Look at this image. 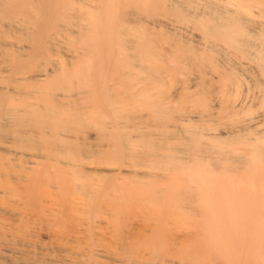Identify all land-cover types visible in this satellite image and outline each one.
<instances>
[{
	"label": "bare ground",
	"instance_id": "obj_1",
	"mask_svg": "<svg viewBox=\"0 0 264 264\" xmlns=\"http://www.w3.org/2000/svg\"><path fill=\"white\" fill-rule=\"evenodd\" d=\"M262 207L264 0H0V264H264Z\"/></svg>",
	"mask_w": 264,
	"mask_h": 264
},
{
	"label": "rangeland",
	"instance_id": "obj_2",
	"mask_svg": "<svg viewBox=\"0 0 264 264\" xmlns=\"http://www.w3.org/2000/svg\"><path fill=\"white\" fill-rule=\"evenodd\" d=\"M256 14V17H258L257 19H259V16H258V14L257 13H255ZM255 14H254V16H255ZM253 16V19L254 18H256V17H254ZM171 17L170 16H167V17H159L158 18V20L157 21H161L162 22V24L163 23H165V21L166 22H168V23H166V24H170L168 27L167 26H165V27H167V28H170V29H172V27L174 28V27H178V28H181L182 29V33L184 34V35H188L191 39H193V40H198V33L196 32V31H193L192 29H190V28H186V27H184V25H180V24H172L170 21H168V19H170ZM257 19H255V20H257ZM164 22H163V21ZM258 21V20H257ZM152 26H151V25ZM150 24L148 25L149 27H153L154 25L152 24V22H150ZM154 24H157V23H154ZM165 25V24H164ZM155 27H158V25H155ZM155 29H157V28H155ZM184 29V30H183ZM186 30V31H185ZM188 31V32H187ZM191 36H193V37H191ZM45 69H50V67H46ZM178 87H179V85H177L176 86V88L175 89H178ZM172 92L174 93V90L172 89ZM145 114V113H144ZM137 115H139V116H141V115H143V114H137ZM188 114H184V116H187ZM193 117H195V115H193ZM146 120H148V118H146V119H139L138 121H146ZM135 122H137V121H135ZM159 137H161V134L158 132V133H156ZM24 160H26V161H28V162H33V161H38V162H40V164H43V165H46L47 163L48 164H51V165H53L54 163L53 162H49V161H47V160H43V159H37L36 157H32V156H27V155H24V156H21ZM57 166V168H61V169H65V170H67L66 168H65V166H63V165H61V164H58V165H56ZM94 166H88V168H93ZM122 170L125 172V171H127V172H125V173H123V175L121 176V178H123V181L125 182V181H127L128 182V180H130V178H133L134 177V175L133 174H129L131 171H133L132 169H130V168H128V167H122ZM138 173H148V172H150L149 171V169H147V168H145V167H140V168H137V169H135ZM242 171V172H241ZM129 172V173H128ZM239 172V171H238ZM240 172H241V174L243 173H245V170H240ZM239 172V173H240ZM114 173V172H113ZM113 173H111V177H112V175H114ZM128 173V174H127ZM159 177L157 178V179H154L155 181H159L160 183H159V185L160 186H165L166 184H168V180H169V178H168V176H166V174H164V173H159ZM109 176H110V174H109ZM142 178V176L141 177H138V179H141ZM145 180H147V181H151V179H145ZM178 185H180V183L178 184ZM246 186V185H245ZM247 187V186H246ZM246 187H244V188H246ZM241 191H243V193H244V190H241ZM246 192V194H244L245 196L247 195L248 197H250L249 196V194L247 193V191H245ZM241 193V192H240ZM243 193H241V195H243ZM250 199V198H249ZM246 200V199H245ZM153 211H155V209L153 208V207H149V206H146V205H143V204H141V203H139V204H136L135 206H133V208L130 210V211H128V213H127V223H136V225H137V227L136 228H138L139 226L138 225H140V227L137 229V231L139 232L140 231V233H144L145 234V231H146V233H148V232H150V228H151V224H148V223H144V222H142V220H148L150 217H151V215H149V213H151V212H153ZM259 212H260V214H259V219L260 220H263L264 221V207H262V208H259V210H258ZM194 212V211H193ZM263 214V215H262ZM173 216H171V215H168V214H166V213H164L163 214V218L164 219H169V218H172ZM189 217V218H188ZM188 219L189 220H191V222H189L187 225H183L182 227H179V226H177V225H174V224H172V223H169L170 225H167L166 226V229H167V231L170 233V234H172V235H179V236H185L186 237V235H189V236H195V235H199V234H201L202 233V227H203V223L205 222V220H207V219H209L210 217L209 216H200V215H198L197 213H192V214H189L188 215ZM211 218H213V217H211ZM239 218H244V216H242V215H240L239 216ZM194 224V225H193ZM148 231V232H147ZM182 234V235H181ZM188 236V237H189ZM217 264H219L218 262H216Z\"/></svg>",
	"mask_w": 264,
	"mask_h": 264
}]
</instances>
